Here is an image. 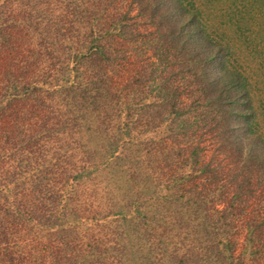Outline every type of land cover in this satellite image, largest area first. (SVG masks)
<instances>
[{"label":"trees","instance_id":"obj_1","mask_svg":"<svg viewBox=\"0 0 264 264\" xmlns=\"http://www.w3.org/2000/svg\"><path fill=\"white\" fill-rule=\"evenodd\" d=\"M0 264H264V0H0Z\"/></svg>","mask_w":264,"mask_h":264}]
</instances>
